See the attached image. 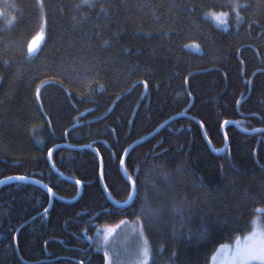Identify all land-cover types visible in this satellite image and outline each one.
I'll return each mask as SVG.
<instances>
[{
  "label": "trees",
  "instance_id": "16d2710c",
  "mask_svg": "<svg viewBox=\"0 0 264 264\" xmlns=\"http://www.w3.org/2000/svg\"><path fill=\"white\" fill-rule=\"evenodd\" d=\"M258 130L264 0H0V180L55 195L0 187V264H105L100 226L146 208L150 264H208L264 221Z\"/></svg>",
  "mask_w": 264,
  "mask_h": 264
},
{
  "label": "rangeland",
  "instance_id": "374dc122",
  "mask_svg": "<svg viewBox=\"0 0 264 264\" xmlns=\"http://www.w3.org/2000/svg\"><path fill=\"white\" fill-rule=\"evenodd\" d=\"M220 14L213 12L209 16L215 23L219 24L216 17L220 16ZM41 40L38 42V46ZM146 211H148L147 208ZM258 211L260 210L258 209ZM145 212L134 222L119 221L100 226L95 242L97 247L107 253L108 264H143L145 249H147L151 258L150 244L146 235L142 233L144 231H142L143 222L147 219ZM253 216L250 230L237 238L242 239L250 232L264 230V221L261 215L255 214ZM237 238L217 246L210 255L208 264H231Z\"/></svg>",
  "mask_w": 264,
  "mask_h": 264
},
{
  "label": "snow or ice",
  "instance_id": "6c2138e0",
  "mask_svg": "<svg viewBox=\"0 0 264 264\" xmlns=\"http://www.w3.org/2000/svg\"><path fill=\"white\" fill-rule=\"evenodd\" d=\"M230 7L233 8V10L236 12L237 18L240 19L241 17L238 9L241 6L236 4V5H230ZM228 15H229L228 13H221L220 16L216 17V19L219 23H226ZM41 39H42L41 36H37L28 43L27 48L29 54H32L37 50L38 42ZM192 46L198 47V45H192ZM146 86L147 85L145 84V87ZM36 98L37 99L40 98V86H37ZM227 123H228L227 121H224V123L221 124V127H224V125ZM258 131H264V130H258ZM52 153H53V149L49 148L48 149L49 159L51 158ZM126 155L127 153H125V156L120 157L121 166L125 165ZM101 177H103V171H101ZM8 179L23 181L27 179V177L20 175L15 177H8ZM138 179H139L138 177H136L135 179L131 176L128 177V182L131 186V190L128 191V196H127L128 200L134 201L139 196V189L137 187ZM75 183L77 185H80L81 181L77 180L75 181ZM105 190H107V186L105 187ZM47 191L49 194H51L52 188H48ZM141 211H143V209H141ZM45 212H47V209H45ZM144 257L145 258L143 260V264H150L151 258L148 254L147 249L144 250ZM105 264H108L107 253H105ZM231 264H264V230L259 232L253 231L250 232L248 235H245L242 239L240 238L236 239Z\"/></svg>",
  "mask_w": 264,
  "mask_h": 264
},
{
  "label": "water",
  "instance_id": "95a60500",
  "mask_svg": "<svg viewBox=\"0 0 264 264\" xmlns=\"http://www.w3.org/2000/svg\"><path fill=\"white\" fill-rule=\"evenodd\" d=\"M191 103H192V99H191L190 104L187 106V108H185L184 112H186V111L188 110V108L190 107ZM181 115L184 116L185 113L179 114V115H177V116H181ZM185 116H186V115H185ZM232 123H233L234 125H236V123H234V122H232ZM162 125H163V124H162ZM199 126H200V129H201V132H202V136H203V138L205 139L206 143L209 144V141H208V139H207V137H206V135H205V132H204V129H203L202 124L199 123ZM160 127H161V126H160ZM160 127H158L156 130H154L152 133H150L149 135L145 136L144 138H142V139H140V140L134 142V143H133V144H132V145L126 150L125 153H127V152H128L132 147H134L135 145H137V144H139V143H142V142H144L146 139L150 138V137H151V136H152V135H153V134H154V133L160 128ZM62 146H65V145H62ZM226 146H227V139L225 138L224 147H223L222 150H224V149L226 148ZM74 148H75V147H74ZM124 156H125V154H124ZM49 164H50V166L53 168L51 161H49ZM121 168L123 169V166H121ZM13 177H15V176H13ZM100 179H102V177H100ZM14 181H21V180H15V179L4 178V179H1V180H0V187H1L2 185H4V184L10 183V182H14ZM23 182H31V183L37 184V185H39L40 187H42V188L48 193V191H47L48 187H47L45 184L41 183V182H38V181L32 180V179H30V178H27V179L23 180ZM101 184H102V187H103L104 192L107 194V191L105 190V187H104V184H103L102 180H101ZM81 190H82V187H81V185H79V191H81ZM48 194H49V193H48ZM49 196H50V202H51V201H52V198L55 196L54 193H53V191H52L51 194H49Z\"/></svg>",
  "mask_w": 264,
  "mask_h": 264
},
{
  "label": "bare ground",
  "instance_id": "6f19581e",
  "mask_svg": "<svg viewBox=\"0 0 264 264\" xmlns=\"http://www.w3.org/2000/svg\"><path fill=\"white\" fill-rule=\"evenodd\" d=\"M246 73V72H245ZM29 185V184H28ZM128 252V251H127Z\"/></svg>",
  "mask_w": 264,
  "mask_h": 264
}]
</instances>
